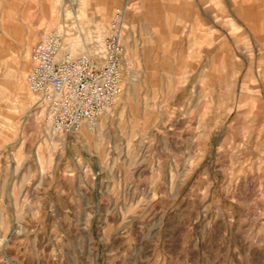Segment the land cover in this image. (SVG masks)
Wrapping results in <instances>:
<instances>
[{"label": "rangeland", "instance_id": "374dc122", "mask_svg": "<svg viewBox=\"0 0 264 264\" xmlns=\"http://www.w3.org/2000/svg\"><path fill=\"white\" fill-rule=\"evenodd\" d=\"M117 15L123 96L54 137L32 48ZM0 264H264V0H0Z\"/></svg>", "mask_w": 264, "mask_h": 264}, {"label": "built area", "instance_id": "2783aa9c", "mask_svg": "<svg viewBox=\"0 0 264 264\" xmlns=\"http://www.w3.org/2000/svg\"><path fill=\"white\" fill-rule=\"evenodd\" d=\"M117 15L100 52L74 51L67 25L45 33L31 50L29 91L37 98L45 128L54 136L94 129L125 91V47Z\"/></svg>", "mask_w": 264, "mask_h": 264}, {"label": "bare ground", "instance_id": "6f19581e", "mask_svg": "<svg viewBox=\"0 0 264 264\" xmlns=\"http://www.w3.org/2000/svg\"><path fill=\"white\" fill-rule=\"evenodd\" d=\"M102 117H103V116H102ZM102 117H101V118H102ZM84 129H87V130L89 131V129H88L87 127H84L80 132H82ZM80 132H79V133H80Z\"/></svg>", "mask_w": 264, "mask_h": 264}]
</instances>
